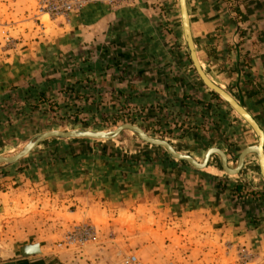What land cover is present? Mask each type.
I'll return each mask as SVG.
<instances>
[{
  "label": "crops",
  "instance_id": "0c3cea01",
  "mask_svg": "<svg viewBox=\"0 0 264 264\" xmlns=\"http://www.w3.org/2000/svg\"><path fill=\"white\" fill-rule=\"evenodd\" d=\"M28 1L0 3H15L20 7L12 13L21 14ZM144 1L122 10L102 2L88 5L81 18L56 26L51 33L55 51L48 59L39 47L37 53L19 50L2 56V66L9 71L1 79L0 103L27 105L28 98H35L29 95L33 89L37 97L57 98L54 91L66 87L65 99L78 113L97 117L129 111L131 121L163 134L172 145L187 144L191 151L186 153L199 162L213 147L229 159L223 141L234 119L197 79L186 50H171L174 39L166 21L152 16ZM187 5L202 69L264 130V0H187ZM78 140L57 147L60 157L90 153L77 169L64 167L60 175L47 178L41 159L49 154L41 153L29 157L15 177L4 179L9 183L0 190V264H117L118 250L155 249L162 235L169 247L179 238V250L192 255L204 251L189 246L191 234L201 245L239 242L257 257L263 254L264 194L242 183L243 170L233 176L222 173L218 164L210 167L218 155L205 170L167 159L129 167L110 157L136 158L123 153V147L108 149ZM128 168H137L145 180L137 185L123 182ZM71 205L75 207L70 210ZM83 224L98 226V242L66 253L55 249L57 240ZM36 244L40 254L23 256V248Z\"/></svg>",
  "mask_w": 264,
  "mask_h": 264
},
{
  "label": "rangeland",
  "instance_id": "374dc122",
  "mask_svg": "<svg viewBox=\"0 0 264 264\" xmlns=\"http://www.w3.org/2000/svg\"><path fill=\"white\" fill-rule=\"evenodd\" d=\"M97 2L106 3L112 9L116 10L130 9L140 4L139 0L138 2L137 0H128V3L125 4H110L106 0H99ZM97 2H93L91 4H95ZM144 3L147 6H151L149 12L150 14L153 13L152 16H159V20L161 19L162 21H166V29L168 33L172 34L174 39V44L171 47V50H178L179 52V47L186 50L188 65L193 67L192 70L194 71L197 79L200 81V78L191 61L190 52L184 39L179 0H145ZM18 4L21 5L22 3ZM24 4H29V6L26 7V12L23 11L21 14H15L12 12L19 9L20 6L16 7V4L12 3L11 7H6L0 3V13H3L6 16L5 18L0 17V84L2 83L1 79L5 77L4 74L9 71V69H7L9 67L2 66L3 63L1 60L4 58L2 56L10 55L13 52L17 53L19 50H26L28 52L32 51L34 53H37L40 50L45 56H47L48 59L53 51H55L53 44H51L53 43L51 33L54 32L56 26L59 23L69 24L71 19L76 18L79 15V18H81L83 11L87 7L86 6L80 13L71 15L66 19L62 17L50 18L48 15H43L39 11L38 0H29ZM176 25H179L178 31L175 29ZM37 47H39V50L36 49ZM83 56H85V54L82 53L81 58ZM177 57L178 56H176V58ZM66 71H68V68H66ZM82 87H85V84L84 86L82 85ZM66 89V87H60L58 91H54V95H56L57 98L52 96L50 97V95L45 97V99L35 100L28 98V101L30 100V102L27 105H23V103H19L18 101H12L10 103L9 101H6L7 103L5 104L7 105L0 103V157H11L18 154L37 135L52 130L109 132L114 131L117 127L123 124L131 123L140 126L136 121H131L134 120V115H132L129 111L120 112L118 110L117 113L102 114L97 117L88 116L85 113H78L77 108L70 105L69 101L65 99L68 97V95L64 93ZM80 94L83 95V91H81ZM83 96L86 97L88 95L85 94ZM223 103L226 105L230 117H232L235 121L234 126L232 125L228 128L227 137L225 138V141H223V144H225L227 152L229 153L230 168L234 169L237 165L238 157L241 151L247 147L256 145L258 143V138L251 127L228 104L224 101ZM143 129L152 137L165 141L167 140L163 134H157L149 131L148 129ZM71 140L74 139L66 141ZM63 141H65V139L47 140L32 153L41 154L42 152L46 155V147L44 145H49L53 149L56 145H58V143H62ZM88 141L89 142H86L85 144H99L103 148H108V146L112 145L116 148L123 147V153L130 156L134 155L136 158L133 159H137L139 162L144 157V154L141 152L146 149L154 151V156L157 154L162 156L164 155V151H166L161 147H155L145 143L136 134L130 131L123 132L119 138L114 141ZM173 146H176V150L178 152L190 155V153H186L191 151V147H188L187 144H175ZM198 148L203 149L202 147ZM32 153L14 165H5L0 168V190L5 189L4 186L7 185L6 183H9V180H4L6 177H15L16 174H19L20 169L26 167L28 163L27 159L33 155ZM218 159L219 157L212 162L213 165H210V167H215L216 164H218L219 170L224 173L220 159ZM30 175L32 177L35 175L34 170H31ZM242 175V179H244L242 180V183H244L247 188L252 189L254 192V189H262L260 191H263L262 193L264 194V180L260 174L256 155H249L246 158ZM16 183L19 186L24 184L19 182ZM71 202L75 204V201ZM71 206L72 207H69V209H73L75 207L74 205ZM162 221L159 223V231L163 228ZM92 225L93 224H83L71 228L67 233H65L61 240H57L55 242V249L62 252L65 251L66 253L70 250H81L89 243H96L98 240L97 235H99L100 232L97 229L98 226ZM82 227L92 229L95 233V239L90 240L85 244L76 241L72 236L80 235V231L78 229ZM108 235L112 237L114 233L109 232ZM195 236V234H191L190 239L194 240L193 238ZM111 237L110 239H113ZM192 240L189 241V246L193 245L194 248L198 247L204 252H196L192 255L187 252L180 251L179 248L181 247L179 245V238H177L176 243L173 241L172 246L169 247V243L164 242L162 235L158 239L157 247L155 249L148 247L145 249L142 248L139 251V249L135 250L134 248L125 246L123 249H120L121 251L118 250L119 257H117V264H128V260L133 256L137 257L141 264H264V250L261 257H257L251 250H248L239 242H226L224 244H219L218 242L213 243L211 241H203L201 245V242H193ZM215 247L218 248L217 253H214ZM2 248L3 245L0 243V249ZM197 255L201 256L199 257ZM255 257H257V259ZM113 259L109 260L113 261ZM0 260H2V258H0Z\"/></svg>",
  "mask_w": 264,
  "mask_h": 264
},
{
  "label": "water",
  "instance_id": "95a60500",
  "mask_svg": "<svg viewBox=\"0 0 264 264\" xmlns=\"http://www.w3.org/2000/svg\"><path fill=\"white\" fill-rule=\"evenodd\" d=\"M180 5V14L183 27V35L190 52V58L193 63V66L198 74L201 82L205 87L214 92L218 97H220L226 104H228L254 131L257 135L258 143L254 146L245 148L238 157L237 166L235 169H231L229 165V159L227 154L219 148H210L202 162H198L194 157L182 154L178 152L175 147L168 141L155 138L149 135L142 127L136 124H123L117 127L114 131H85V130H72V131H61V130H52L42 134L37 135L33 138L18 154L11 157H0V168L5 165H14L22 159L29 156L35 149H37L42 143L50 139H86L94 141H114L116 140L123 132L130 131L136 134L142 141L145 143L161 147L167 151V153L177 161H183L191 165L197 170H205L212 158L213 155H218L221 159V164L223 171L228 175H239L244 166L246 158L249 155H256L259 159V169L260 174L264 178V130L261 128L257 120L251 115L246 108L240 104L234 97H232L224 89L220 88L214 84L205 74L200 61L197 56V51L195 47V42L192 35L190 17L188 12L187 0H179ZM22 254L25 257L38 255L40 254L39 245H31L22 249Z\"/></svg>",
  "mask_w": 264,
  "mask_h": 264
},
{
  "label": "trees",
  "instance_id": "16d2710c",
  "mask_svg": "<svg viewBox=\"0 0 264 264\" xmlns=\"http://www.w3.org/2000/svg\"><path fill=\"white\" fill-rule=\"evenodd\" d=\"M211 93L215 99L222 101L221 98L218 97L214 92L211 91ZM32 94H34V95H32ZM29 95L35 96V98H34L35 100L38 98L44 99L42 94L39 97H37V93L34 91V89L32 90V93H30ZM71 141L72 142H79L78 139H74ZM85 141L87 142L88 140H85ZM44 146L46 147L45 152L47 154H49V157H47L45 159H41V166H43L46 169L47 178H52L55 176V174L60 175L61 174L60 172H62L61 170L64 167H67L68 169L73 168L75 170V169H77L78 165L82 164L83 160L89 159L91 157L90 153L87 154L84 151H82L80 153H73L71 156H61L60 157L57 155L58 145H56L53 149L49 145H44ZM147 150L148 149L141 152L142 154H144V157L140 160V162L137 159H133V158L130 159V158H126L123 156H121V157L119 156L120 158H118V160L116 159L117 158L116 156L113 157L110 155V157L113 159V162L115 161V164H117L118 161L122 160L124 162V164L129 163V167H135L136 164H139V163H143V165H149L152 163L156 164V163H160L162 160L165 161V159H167L172 164H178V165L188 166L189 168H193L191 165H189L186 162L177 161V160L173 159L166 151H164V155H162V156H159L158 154L154 156L153 155L154 151H151V150L147 151ZM32 154L34 155L37 153H32ZM102 155L106 156L107 154L102 153ZM136 169L137 168H134L133 170L130 171V169L128 168L127 172L125 173V178H124L123 182L129 181L130 183L133 182L134 185H137L139 182L144 181L145 178L143 180V175L139 174ZM108 186H109V184H108ZM107 193L110 194V191H108ZM112 193H113V195H115V193H117V192L113 191Z\"/></svg>",
  "mask_w": 264,
  "mask_h": 264
},
{
  "label": "built area",
  "instance_id": "2783aa9c",
  "mask_svg": "<svg viewBox=\"0 0 264 264\" xmlns=\"http://www.w3.org/2000/svg\"><path fill=\"white\" fill-rule=\"evenodd\" d=\"M99 0H38L39 11L50 18H68L71 15L80 13L86 6ZM110 4H125L128 0H106ZM80 235L72 236L79 243L85 244L95 239V233L88 227L78 229ZM77 230V231H78ZM79 237V238H77ZM247 258V256H246ZM128 264H141L137 257L133 256Z\"/></svg>",
  "mask_w": 264,
  "mask_h": 264
},
{
  "label": "bare ground",
  "instance_id": "6f19581e",
  "mask_svg": "<svg viewBox=\"0 0 264 264\" xmlns=\"http://www.w3.org/2000/svg\"><path fill=\"white\" fill-rule=\"evenodd\" d=\"M205 74H206V73H205ZM207 77H208V76H207ZM220 88H221V87H220ZM256 158H257V160H259L257 156H256ZM235 168H236V167H235ZM235 168H234V169H235ZM231 169H232V168H231ZM262 178H263V176H262ZM263 180H264V178H263Z\"/></svg>",
  "mask_w": 264,
  "mask_h": 264
}]
</instances>
